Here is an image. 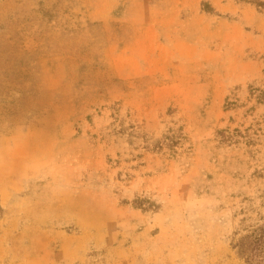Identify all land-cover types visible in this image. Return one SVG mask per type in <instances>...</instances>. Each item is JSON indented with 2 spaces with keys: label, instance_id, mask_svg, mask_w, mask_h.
<instances>
[{
  "label": "rangeland",
  "instance_id": "1",
  "mask_svg": "<svg viewBox=\"0 0 264 264\" xmlns=\"http://www.w3.org/2000/svg\"><path fill=\"white\" fill-rule=\"evenodd\" d=\"M264 223V0H0V264H247Z\"/></svg>",
  "mask_w": 264,
  "mask_h": 264
},
{
  "label": "trees",
  "instance_id": "2",
  "mask_svg": "<svg viewBox=\"0 0 264 264\" xmlns=\"http://www.w3.org/2000/svg\"><path fill=\"white\" fill-rule=\"evenodd\" d=\"M247 264H264V223L255 227L235 245Z\"/></svg>",
  "mask_w": 264,
  "mask_h": 264
}]
</instances>
